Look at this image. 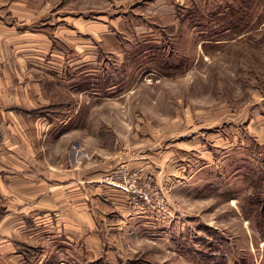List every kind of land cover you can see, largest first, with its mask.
<instances>
[{
  "label": "rangeland",
  "instance_id": "374dc122",
  "mask_svg": "<svg viewBox=\"0 0 264 264\" xmlns=\"http://www.w3.org/2000/svg\"><path fill=\"white\" fill-rule=\"evenodd\" d=\"M34 1L100 27L89 60L58 42L64 71L52 77L65 116L77 112L66 154L79 144L82 162L107 164L101 180L144 212L125 223L113 264H264V0ZM190 142L208 153L179 149ZM175 147L192 166L174 191L130 172Z\"/></svg>",
  "mask_w": 264,
  "mask_h": 264
},
{
  "label": "crops",
  "instance_id": "0c3cea01",
  "mask_svg": "<svg viewBox=\"0 0 264 264\" xmlns=\"http://www.w3.org/2000/svg\"><path fill=\"white\" fill-rule=\"evenodd\" d=\"M50 9L34 0H0V264H113L125 223L144 212L121 185L101 180L107 164L91 156L82 162L79 144L66 154L65 125L77 112L65 116L52 77L64 71L66 51L58 42L89 60L100 27L78 12ZM176 148L150 150L131 161L130 172L174 191L192 166ZM179 149L208 153L193 142Z\"/></svg>",
  "mask_w": 264,
  "mask_h": 264
},
{
  "label": "built area",
  "instance_id": "2783aa9c",
  "mask_svg": "<svg viewBox=\"0 0 264 264\" xmlns=\"http://www.w3.org/2000/svg\"><path fill=\"white\" fill-rule=\"evenodd\" d=\"M142 198L145 200V202L147 203V204H150V202H151V199H152V195H143L142 196ZM158 204V206L160 207V208H163L164 206H165V204H164V200H160V202L159 203H157Z\"/></svg>",
  "mask_w": 264,
  "mask_h": 264
},
{
  "label": "trees",
  "instance_id": "16d2710c",
  "mask_svg": "<svg viewBox=\"0 0 264 264\" xmlns=\"http://www.w3.org/2000/svg\"><path fill=\"white\" fill-rule=\"evenodd\" d=\"M252 199H256V192H254L253 194H252V197H251ZM95 264H100V263H95ZM132 264H150L149 262H146V261H142L141 263L140 262H134V263H132Z\"/></svg>",
  "mask_w": 264,
  "mask_h": 264
}]
</instances>
